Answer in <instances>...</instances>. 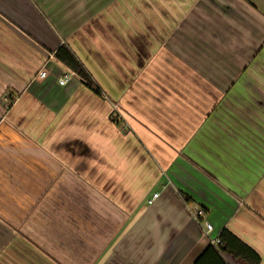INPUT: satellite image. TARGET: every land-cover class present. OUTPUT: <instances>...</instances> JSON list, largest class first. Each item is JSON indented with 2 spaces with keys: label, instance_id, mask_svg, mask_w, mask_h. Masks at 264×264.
<instances>
[{
  "label": "crops",
  "instance_id": "0c3cea01",
  "mask_svg": "<svg viewBox=\"0 0 264 264\" xmlns=\"http://www.w3.org/2000/svg\"><path fill=\"white\" fill-rule=\"evenodd\" d=\"M197 208L264 264V0H0V264H195Z\"/></svg>",
  "mask_w": 264,
  "mask_h": 264
},
{
  "label": "trees",
  "instance_id": "16d2710c",
  "mask_svg": "<svg viewBox=\"0 0 264 264\" xmlns=\"http://www.w3.org/2000/svg\"><path fill=\"white\" fill-rule=\"evenodd\" d=\"M55 56L70 70L75 72L88 87L100 93L101 89L94 81L91 73L67 44L60 45L55 52ZM116 120L114 119L115 122H117ZM183 197L189 200L185 195ZM217 238L219 242L216 245L210 242L196 259L195 264H228L225 255H231L235 259L242 260L248 264L260 263V255L227 227L220 232Z\"/></svg>",
  "mask_w": 264,
  "mask_h": 264
},
{
  "label": "built area",
  "instance_id": "2783aa9c",
  "mask_svg": "<svg viewBox=\"0 0 264 264\" xmlns=\"http://www.w3.org/2000/svg\"><path fill=\"white\" fill-rule=\"evenodd\" d=\"M46 72L41 70L39 71V77L40 78H45L46 77ZM74 76L79 77L75 72H73L72 70H70L69 68L67 70H65L60 77L58 78V82L60 85L64 86L67 85L69 83L70 80L73 79ZM116 118L119 120L120 119V115L119 117L115 114ZM127 129V126L125 124L124 126V130ZM160 193L159 192H155L153 193V195L151 196V198L148 200V204H153L155 202V200L159 197ZM194 217L199 220L200 222H202L204 224V229H205V233L208 234V236L210 237V242L214 245H216L219 240L218 238H212L211 237V233L213 231V225L205 219L206 213L205 210L203 208H197L194 210L193 212Z\"/></svg>",
  "mask_w": 264,
  "mask_h": 264
},
{
  "label": "rangeland",
  "instance_id": "374dc122",
  "mask_svg": "<svg viewBox=\"0 0 264 264\" xmlns=\"http://www.w3.org/2000/svg\"><path fill=\"white\" fill-rule=\"evenodd\" d=\"M113 111H115V107H114V110ZM114 113V112H113ZM116 114V113H115ZM115 114H114V117H115Z\"/></svg>",
  "mask_w": 264,
  "mask_h": 264
}]
</instances>
